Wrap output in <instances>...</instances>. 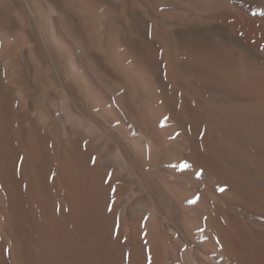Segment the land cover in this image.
I'll return each instance as SVG.
<instances>
[{
	"label": "rangeland",
	"instance_id": "obj_1",
	"mask_svg": "<svg viewBox=\"0 0 264 264\" xmlns=\"http://www.w3.org/2000/svg\"><path fill=\"white\" fill-rule=\"evenodd\" d=\"M88 1L113 9L111 13L106 10L102 22L108 52L116 40L134 43L132 31L139 29V21L146 31L153 22V12L142 0ZM67 9L62 0H0V264H137L138 246L143 247L144 264L164 249L173 250L174 261L180 263L185 247L210 261L206 246L194 232L189 235L192 224H201L203 213L191 212L189 220L184 218L160 179L177 178L174 182L180 180L179 187L199 194L214 221L227 233L231 231L223 215L239 230H246L253 226L239 221L241 209L251 213L244 200L210 188L196 175H178L171 164L188 161L197 169L212 170L215 165L233 162L258 179L264 190V173L255 171L256 166L264 168V142L243 137L219 115L213 119L205 116L196 133L189 132L188 119L181 117L170 125L176 138L165 141L164 156L153 172L111 122L109 112L103 116L99 112L97 105L104 100L117 106L142 141L150 143L127 107L123 85L93 61L96 54L73 11ZM128 15L139 21H128ZM75 68L88 71L83 87ZM138 95L142 102L148 100L142 86ZM222 133L237 154L214 149L213 139ZM98 193L105 194L99 210L91 202ZM201 225L218 243L216 232ZM147 229L163 242L145 240ZM109 233L116 239L113 254L107 252Z\"/></svg>",
	"mask_w": 264,
	"mask_h": 264
},
{
	"label": "bare ground",
	"instance_id": "obj_2",
	"mask_svg": "<svg viewBox=\"0 0 264 264\" xmlns=\"http://www.w3.org/2000/svg\"><path fill=\"white\" fill-rule=\"evenodd\" d=\"M62 1L73 11L80 23L89 48L96 54V56L93 54L95 57L92 56L93 61L114 75L115 79H113L123 85L125 94L122 93L126 98L127 107L136 117L140 128L147 134L150 143L145 144L146 142L142 141L136 134L133 124L126 122L117 106L109 105L110 102L104 103L106 101L104 100L97 105L99 112L102 116L109 112L110 117H107L117 124L123 138L137 149L148 166L153 168V172L164 156L162 149L165 141L168 138H176L169 130L170 125L181 117L188 119L189 132H195L205 116L213 119V115H219L243 137L256 143L264 142V0H142L153 12L154 18L150 28L148 26V31L143 29L142 23L136 17L139 21V29L134 28L132 31L135 34L134 43H129L130 39L126 40L128 43H125V40L124 43L119 40L110 42V52L106 51L107 43L102 31V26H105L102 22H105L103 19L108 14L109 7L106 11L102 4L98 5L88 0ZM112 10L109 12L111 13ZM126 18L128 21L136 19L133 15H128ZM111 27L113 28L112 25ZM128 49H132L130 52L134 53V56ZM81 71H78L81 80L78 79V75L76 78L79 86L83 87V78L87 80L89 75H87L88 71ZM161 75L164 78L163 82ZM141 86L149 96L146 102H142L138 95ZM109 118L107 120H110ZM213 142L216 151L231 156L237 154L226 134L214 138ZM141 156L139 160L143 162ZM187 162L176 161L170 164L178 175L187 177L196 175L210 188L231 192L244 200L249 205L251 213L242 212L241 209L239 221L251 222L253 227L241 231L228 221L226 215H223L231 231L227 233L214 221V217L208 211V205L199 194L197 196L195 192L179 187L177 182L179 183L180 180L174 182L177 178L172 180L173 182L169 178H159L162 188L175 200L176 208L178 207L184 218L188 219L191 212H201L204 215L200 219L201 224L204 223L207 229L210 227L217 234L218 243L211 239L200 222L192 224L189 235L191 232L195 233L211 254L207 252L211 259L205 262L203 258L200 259L201 256L199 258L193 253L192 249L185 247L183 261L186 264H228L224 258L226 257L233 261L231 264H264V190L258 185L259 183L257 184L259 180L249 177L238 164L233 162L215 165L212 170L197 169ZM255 171L261 175L264 173V168L256 166ZM175 176L174 174L173 177ZM92 180L96 181V179ZM103 194L98 193L91 201L97 206V210L104 203L106 192ZM147 230L143 237L145 240L149 238L151 241L163 242L161 238L158 240ZM109 239L107 252L113 254L111 248L116 239L111 233ZM138 247L140 251L137 264H144L145 257L140 253L143 247ZM173 255V250L164 249L149 264L183 262L180 257L178 258L180 263L176 259L174 261Z\"/></svg>",
	"mask_w": 264,
	"mask_h": 264
},
{
	"label": "snow or ice",
	"instance_id": "obj_3",
	"mask_svg": "<svg viewBox=\"0 0 264 264\" xmlns=\"http://www.w3.org/2000/svg\"><path fill=\"white\" fill-rule=\"evenodd\" d=\"M187 165H185V167H186Z\"/></svg>",
	"mask_w": 264,
	"mask_h": 264
}]
</instances>
